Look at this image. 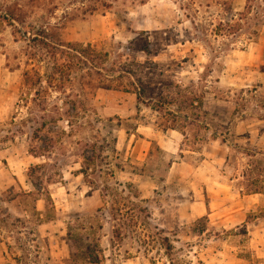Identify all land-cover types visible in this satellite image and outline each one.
<instances>
[{"label":"rangeland","instance_id":"374dc122","mask_svg":"<svg viewBox=\"0 0 264 264\" xmlns=\"http://www.w3.org/2000/svg\"><path fill=\"white\" fill-rule=\"evenodd\" d=\"M222 1L0 0V16L14 7L25 26L64 24V40L128 63L153 98L173 96L184 132L132 93L75 96L69 58L43 56L0 18V167L16 173L0 179V264H264V196L246 209L225 186L264 187V26L257 42L245 25L234 34L228 18L245 0ZM56 105L77 113L59 120Z\"/></svg>","mask_w":264,"mask_h":264},{"label":"trees","instance_id":"16d2710c","mask_svg":"<svg viewBox=\"0 0 264 264\" xmlns=\"http://www.w3.org/2000/svg\"><path fill=\"white\" fill-rule=\"evenodd\" d=\"M219 6L220 10H226L223 6L226 1L215 0ZM95 11L94 6L88 9L82 10L81 15L84 18L86 14L92 13ZM74 16L72 20L79 18V16ZM25 14L19 9L14 7H8L5 14L1 15L0 18L4 21H7L16 32L24 34L28 36V41L38 50H41L43 56L46 55L49 57L57 58L58 54L66 55L69 58V67L72 65L73 70L78 76V80L80 81V87L77 92H73L75 96H87L88 94L95 96V93L98 88L105 89H114L121 90L127 93H132L136 97V103L138 105L144 104L146 106L153 105L156 110H166L168 114H171L172 118L169 120V124L165 126L164 129H176L184 132L178 125L180 116L179 109L173 110L170 108V105L173 104L174 98L173 96H167L164 93L159 94L158 96L151 95V86L143 79L139 74L134 71L130 65L124 61L122 62H113L111 66L106 64L110 59V51H106L104 49H98L96 44L92 43H80V42H72L66 41L62 37V32L65 29L64 24H55L52 25L50 22H47L45 25H41L38 28L34 26H25L24 20ZM81 17V18H82ZM229 22V30H232L234 34H237L244 25L249 28L248 29V39L252 42H257V38L260 34V29L264 26V0H245L244 9L242 11H234L231 9V15L228 18ZM29 29V30H28ZM139 50H143L145 52H149L148 48L144 46V48H139ZM57 68V66H56ZM60 75V74H59ZM55 72H51L48 74V80L50 86L55 84V89H58L59 92L63 91V80L62 78H55ZM257 92V88H253ZM249 91V90H248ZM255 97H259L258 94H254ZM155 99V100H154ZM182 103L186 105H191L195 103V100L199 98L187 97L183 98ZM262 99V98H261ZM200 105L202 104V99H199ZM56 109L58 110V119H62L64 115L66 116H74L77 113V109L75 112H71L68 109H65L63 106L56 105ZM169 110V111H168ZM196 119L187 122L188 124H195L196 122L199 125V116L195 117ZM45 123L42 126L45 127ZM201 125V124H200ZM137 129V125H133L132 132L135 133ZM127 132L131 131L130 128L126 127ZM53 143V142H52ZM244 152H248V148L243 149ZM30 152L35 157L45 156L44 153L36 154L33 153V150ZM259 153V152H255ZM260 154V153H259ZM93 163L86 162L81 166L80 172L84 175L85 178L88 177L89 170ZM45 164L40 165H30V171L28 176L31 179L33 174L31 171H35L36 169L42 168ZM54 176H60V172L52 173L50 175V180L56 179ZM264 187L251 188V191H262ZM9 200V199H8ZM167 240V238H163ZM166 249L171 250V244L167 242Z\"/></svg>","mask_w":264,"mask_h":264},{"label":"crops","instance_id":"0c3cea01","mask_svg":"<svg viewBox=\"0 0 264 264\" xmlns=\"http://www.w3.org/2000/svg\"><path fill=\"white\" fill-rule=\"evenodd\" d=\"M241 122L242 121H239L237 124H236V126H235V130H234V132L236 133V134H240V133H242V124H241ZM140 129H141V127H140V125H138V127H137V129H136V132L135 133H137V131L138 132H140ZM145 129H150L151 131H152V133H154V135H159L158 134V131H155L153 128H149V127H146L145 126ZM171 131L173 132V133H176V134H178V135H180L181 133L179 132V130H176V129H171ZM135 133H131V135L132 136H134L135 137ZM131 136V137H132ZM181 136H183L182 134H181ZM138 138H141V137H138ZM259 143H260V145L262 146V149H264V136L263 135H260L259 137H257V139H256ZM148 143H151V141H148ZM6 150H8V149H6ZM258 152L259 153H261V151H259L258 150ZM258 153V154H259ZM1 154V153H0ZM8 154H10V153H8ZM6 156V155H5ZM4 156V157H5ZM7 158V156L5 157V159ZM3 158H2V156H0V161H3L2 160ZM5 173H7V175L5 176ZM10 173H12V175L10 174ZM14 174H16L14 171H10L9 170V168H6V167H0V179L2 178V177H6L7 178V180H8V182L10 181V177L11 178H13L14 179ZM244 176L245 175H242L241 177H242V179L244 178ZM19 179V181L20 182H22L21 181V179L20 178H18ZM238 179V178H237ZM226 184L227 185H225L226 187H227V189H228V191L226 192V196L227 197H230V196H232V197H237V196H239V197H241L242 198V201H243V207H246V209H247V207H251L250 206V204H248V201H251L250 199H252V201H253V203H256V202H260L261 201V199H262V197L264 196V190H262V191H258V192H256V191H251V190H249V189H247V185H245L244 183H242L241 185H240V187H238V189H237V187L235 186L236 184H235V181L233 180V179H231L230 180V182H226ZM0 185H1V183H0ZM219 192V190H217V193ZM6 202H8V203H10L11 201H10V199L8 200H6ZM241 202V201H240ZM235 205V203H233V205L232 206H234ZM242 208V207H241ZM240 208V209H241ZM247 211H250V210H247ZM258 218H261V217H258ZM262 219H264V218H262ZM4 259H5V256H4V254H3V252H1L0 253V261L2 260V261H4Z\"/></svg>","mask_w":264,"mask_h":264}]
</instances>
